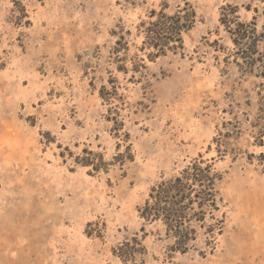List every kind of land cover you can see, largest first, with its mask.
<instances>
[{
	"label": "rangeland",
	"instance_id": "obj_1",
	"mask_svg": "<svg viewBox=\"0 0 264 264\" xmlns=\"http://www.w3.org/2000/svg\"><path fill=\"white\" fill-rule=\"evenodd\" d=\"M263 105L264 0H0V264H264ZM195 163L218 209L181 253L141 211Z\"/></svg>",
	"mask_w": 264,
	"mask_h": 264
},
{
	"label": "trees",
	"instance_id": "obj_2",
	"mask_svg": "<svg viewBox=\"0 0 264 264\" xmlns=\"http://www.w3.org/2000/svg\"><path fill=\"white\" fill-rule=\"evenodd\" d=\"M160 14V18L150 24L148 43L162 52L165 47L172 44L178 43L179 47H182L181 34L190 27L182 22L189 21L192 15L194 18V12L186 18H182L179 14L168 16L162 11ZM225 15L226 13L222 14L221 21L228 25ZM235 22L232 23L234 27L227 26L235 46L241 48L247 45L249 49L251 45L257 46L261 35L257 33L255 23ZM246 57L250 55L247 54ZM252 127L256 130L255 142L263 146L264 105ZM219 179V175L213 173L210 165L202 167L199 163H195L174 180L161 182L153 187L141 211V216L147 221L162 220L166 226L167 235L175 240L173 250L186 253L189 249L188 245L196 239V229L190 224L197 222L202 227L206 215L218 209L216 185ZM194 188L197 190L194 191ZM187 223H190L189 226Z\"/></svg>",
	"mask_w": 264,
	"mask_h": 264
}]
</instances>
